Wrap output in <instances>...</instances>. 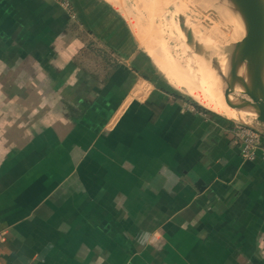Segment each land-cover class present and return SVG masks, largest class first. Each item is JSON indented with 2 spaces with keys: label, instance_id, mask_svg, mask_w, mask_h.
I'll return each instance as SVG.
<instances>
[{
  "label": "crops",
  "instance_id": "crops-1",
  "mask_svg": "<svg viewBox=\"0 0 264 264\" xmlns=\"http://www.w3.org/2000/svg\"><path fill=\"white\" fill-rule=\"evenodd\" d=\"M66 1L0 0V264H264L262 156Z\"/></svg>",
  "mask_w": 264,
  "mask_h": 264
},
{
  "label": "bare ground",
  "instance_id": "bare-ground-1",
  "mask_svg": "<svg viewBox=\"0 0 264 264\" xmlns=\"http://www.w3.org/2000/svg\"><path fill=\"white\" fill-rule=\"evenodd\" d=\"M166 1L168 2V0ZM194 1L195 0H193V2ZM182 2L184 3V6L185 4L190 5V8L191 6L193 7L195 5L194 3L191 4L190 0H182ZM205 3L207 4H205V6L211 7L212 9V18L210 15H208V20L206 19L209 22L208 26L210 25V29H208V34H205L206 36H204L198 30L200 28L198 27V25L203 24L204 26V23H200L197 26L192 25L195 35L193 39L196 40L195 44L198 43L201 52L198 55V59L194 58L193 62L188 63V68H185V66L182 65L184 62L182 64L177 63L181 66L177 68L172 63L173 61L170 62L169 60L164 58L160 53L156 52L154 49L146 45L142 37H140L139 35L136 36L141 45L152 56L155 64H157L161 71L166 75L170 83L180 91L187 93L202 105L218 113L229 112L236 115L233 110H229L226 108L228 105L236 110L250 112L256 115L253 108L241 109L232 106L227 101L224 95V89H229L232 92L230 94L229 101L233 104H235V102L231 98L232 95H235L236 97L240 95L242 100L245 99L256 104L258 103L256 98H258V95L260 93V87L258 86L257 90H254L255 87H252V84L250 82L252 71L250 70L251 67L247 64V62H238V64L236 65L235 77H233L231 74V66L233 62L232 57L236 56V54L233 45L230 42L237 41L243 35L244 29L242 23L233 13L232 14L234 16V19L232 20V22L233 24H235V26H231L228 24L229 22H231V19L229 17L225 16L229 18L228 21L227 18H223L221 16L224 7L225 9H228L230 12H232L227 0H205ZM178 5H180L181 7L182 4ZM201 5L203 6L204 2ZM180 7L178 6L177 8L181 9ZM185 9L189 10L187 9V7H185ZM193 9L194 13H196V10H198V8L194 7ZM193 9L191 8L192 11ZM182 10L183 9H181L179 13L181 28L188 37H193L192 27L189 21V17L187 16L188 14L181 13ZM226 21H228V23ZM204 27L207 28L206 25ZM206 31L207 29H205V32ZM202 40L206 41V45L211 51L207 49V46H204L205 49L202 48ZM220 96L222 98H220ZM225 103L227 105L224 107ZM239 118L242 119L241 116Z\"/></svg>",
  "mask_w": 264,
  "mask_h": 264
},
{
  "label": "rangeland",
  "instance_id": "rangeland-1",
  "mask_svg": "<svg viewBox=\"0 0 264 264\" xmlns=\"http://www.w3.org/2000/svg\"><path fill=\"white\" fill-rule=\"evenodd\" d=\"M109 1L115 7L118 8L117 10L120 13L122 11L126 15V17L128 18V20L130 21V23L132 25L130 27H133L136 35H139L140 37H142V39L145 41L146 45H148L150 48L154 49L156 52L160 53L164 58H166L170 62L173 61L172 63L177 68L181 67L179 64L180 63L182 64L183 62L185 64L183 63L182 65L185 66V68H188L189 67L188 63L193 62L194 58L198 59V55L200 54L201 51H200L198 43L195 44L196 40L193 39L195 35H194V29H193L192 25L197 26L200 23H204V26L206 25L207 28H205L203 26V24L202 25L200 24V25H198V27H200L198 30L204 36H206L208 34L207 32H208V29H210L209 28L210 25L208 26L209 22L207 21L208 20L207 18H208V15H210L211 18L213 15H212L211 7L205 6V4L207 3V2L205 3V0H198V1L195 0L194 2H193V0H190L191 4H193V3L195 4L193 7L198 8V10H196V13H194V9L192 6H191V8L193 9V11L191 10L190 5L185 4V6H184V3L182 2V0H168V2L166 0H109ZM203 2H204V5L202 6L201 4H203ZM68 3L69 4L66 5L67 4V1H66V4L65 3L64 4L70 9L71 3L69 0H68ZM178 4H182L181 7ZM178 6L181 9H183L181 11V13L188 14L187 16L189 17V21H190V24L192 27L193 37H188L181 28L180 21H179V13H180L181 9L177 8ZM182 6H183V8H182ZM185 7H187V9H189V10H186ZM221 16L223 18L229 17L231 19V22L228 23L229 18H227L228 21H226V22L231 26H235V24H233V22H232V20L234 19L232 12H230L228 9H225V7L223 9ZM225 16H227V17H225ZM227 19H225V20H227ZM128 20L126 19L127 22H128ZM204 28L207 29L206 32H205ZM243 29H244V27H243ZM243 35H244V33H243ZM242 36L240 38H242ZM203 41L204 40L201 41V44L203 45L202 48L205 49V47L207 45H206V41H204L205 43ZM191 42H193V43H191ZM233 42L234 41H231L230 43H233ZM141 48H143V47L141 46ZM207 49L209 51H211L208 48V46H207ZM202 52H203V50H202ZM188 56H189V58H188ZM177 63H179V64H177ZM154 65H155V63H154ZM156 69L163 76V74L157 68V66H156ZM250 70L252 71L251 76H250V79H251L250 82L252 84V87L253 88L255 87L254 90H257L258 84L256 82L254 72L252 69H250ZM246 72H248V71H246ZM176 91H178L179 93H181L185 97L193 99L194 101L199 103L196 99H194L192 96L188 95L187 93L181 92L178 89H176ZM220 98H222V97L220 96ZM231 98L235 103H237V101L239 99H241V96L238 95V97H236L235 95H232ZM226 105L227 104L225 103L224 107ZM226 108L229 110H233L237 116L232 114V113H229V112H221V114H224L227 117L232 118L236 121H241V122H245V123H253L255 114L250 113V112H244V111L236 110V109H234L228 105ZM240 116L242 117V119L239 118ZM237 124H241V123L235 122V129H236Z\"/></svg>",
  "mask_w": 264,
  "mask_h": 264
},
{
  "label": "water",
  "instance_id": "water-1",
  "mask_svg": "<svg viewBox=\"0 0 264 264\" xmlns=\"http://www.w3.org/2000/svg\"><path fill=\"white\" fill-rule=\"evenodd\" d=\"M227 2L232 13L244 27L242 38L232 43L236 56L232 57L231 74L235 77L236 65L240 61H245L253 70L256 82L260 87V93L256 98L257 104L245 99H239L237 103L233 104L229 101L232 92L229 89H224V95L232 106L241 109L253 108L256 113L253 123L230 119L254 128L264 135V0H227Z\"/></svg>",
  "mask_w": 264,
  "mask_h": 264
},
{
  "label": "built area",
  "instance_id": "built-area-1",
  "mask_svg": "<svg viewBox=\"0 0 264 264\" xmlns=\"http://www.w3.org/2000/svg\"><path fill=\"white\" fill-rule=\"evenodd\" d=\"M234 141L239 145L241 153L246 159H254L258 155L264 159V135L259 131L243 124H237ZM4 240V233L0 231V242Z\"/></svg>",
  "mask_w": 264,
  "mask_h": 264
},
{
  "label": "trees",
  "instance_id": "trees-1",
  "mask_svg": "<svg viewBox=\"0 0 264 264\" xmlns=\"http://www.w3.org/2000/svg\"><path fill=\"white\" fill-rule=\"evenodd\" d=\"M181 98L186 99L188 101H191L198 109L205 110V111H209V109L203 107L202 105H200L199 103H197L193 99H190V98H187V97H183V96H181Z\"/></svg>",
  "mask_w": 264,
  "mask_h": 264
},
{
  "label": "clouds",
  "instance_id": "clouds-1",
  "mask_svg": "<svg viewBox=\"0 0 264 264\" xmlns=\"http://www.w3.org/2000/svg\"><path fill=\"white\" fill-rule=\"evenodd\" d=\"M158 239H159V236L157 235V236L153 237L151 240H149L148 242L149 243H155ZM141 243H144L143 238L141 239Z\"/></svg>",
  "mask_w": 264,
  "mask_h": 264
}]
</instances>
